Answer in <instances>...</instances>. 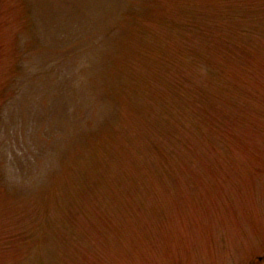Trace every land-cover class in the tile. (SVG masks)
I'll use <instances>...</instances> for the list:
<instances>
[{"label": "rangeland", "instance_id": "rangeland-1", "mask_svg": "<svg viewBox=\"0 0 264 264\" xmlns=\"http://www.w3.org/2000/svg\"><path fill=\"white\" fill-rule=\"evenodd\" d=\"M0 264H264V0H0Z\"/></svg>", "mask_w": 264, "mask_h": 264}]
</instances>
